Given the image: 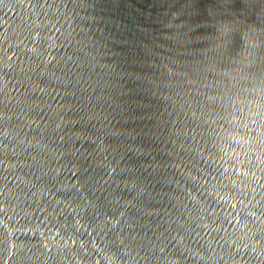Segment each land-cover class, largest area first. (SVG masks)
Returning <instances> with one entry per match:
<instances>
[{
    "label": "water",
    "instance_id": "water-1",
    "mask_svg": "<svg viewBox=\"0 0 264 264\" xmlns=\"http://www.w3.org/2000/svg\"><path fill=\"white\" fill-rule=\"evenodd\" d=\"M0 264H264V0H0Z\"/></svg>",
    "mask_w": 264,
    "mask_h": 264
}]
</instances>
